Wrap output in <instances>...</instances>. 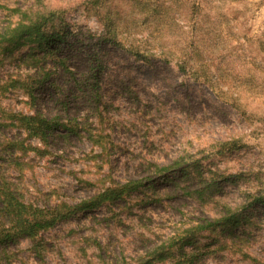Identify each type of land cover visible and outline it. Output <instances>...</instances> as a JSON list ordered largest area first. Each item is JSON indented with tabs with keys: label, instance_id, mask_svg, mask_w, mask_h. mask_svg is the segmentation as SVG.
Here are the masks:
<instances>
[{
	"label": "rangeland",
	"instance_id": "374dc122",
	"mask_svg": "<svg viewBox=\"0 0 264 264\" xmlns=\"http://www.w3.org/2000/svg\"><path fill=\"white\" fill-rule=\"evenodd\" d=\"M89 1L0 0V28L16 24L22 12L57 11V28L71 32L66 50L76 76L86 69L91 48L82 37L95 42L111 19L121 42L108 57L103 122L73 96L74 79L61 68L38 89L51 106V81L64 84L68 112L90 115L93 138L60 141L44 156L19 152L22 170L5 165V175L31 202L74 204L116 182L156 173L150 163L197 160L201 171L195 174L215 178L216 193L201 204L156 173L159 199L134 192L110 206L77 211L42 232V255L22 239L2 250L0 264H137L175 233L219 217L225 204L242 212L241 219L225 228L193 230L200 258L190 264H264V201H258L264 198V0ZM30 48L15 47L14 59L0 65V80L26 72L14 63ZM27 100L18 91L1 94L0 117L3 110L32 112ZM11 130L6 134L17 132ZM101 142L114 146L102 152ZM229 229H239L240 241Z\"/></svg>",
	"mask_w": 264,
	"mask_h": 264
},
{
	"label": "trees",
	"instance_id": "16d2710c",
	"mask_svg": "<svg viewBox=\"0 0 264 264\" xmlns=\"http://www.w3.org/2000/svg\"><path fill=\"white\" fill-rule=\"evenodd\" d=\"M101 1L91 0L89 2L97 6ZM22 13H24L23 17L16 24L9 23L0 28V65L4 63L5 59H14L13 50L19 44L32 46L16 58L14 63V69L24 67L26 72L15 74V71H12L6 74L4 80H0V95L18 91L28 97L27 101L33 108L30 113L3 110V118L0 117V251L7 250L22 239H30L32 251L37 255H42L44 249L42 232L67 221L77 211L103 205L110 206L134 192H144V196L149 201L159 199V194L155 192L157 189L154 188L158 179L156 173H159L160 177L163 176L160 178L163 182L173 183L177 189L184 191L187 197L199 200L201 204L216 193L218 183L215 178L211 180L195 174L194 171H201L200 166L196 165L197 160L192 164H183L182 160H175L164 165L148 163L150 167L155 168L156 173L149 170L150 174L144 178H134L123 183L116 182L74 204L61 202L41 205L27 200L19 183L5 175L2 169L5 165L12 164L22 170V162L18 161L21 158L18 155L19 152L26 155L32 150L36 155L44 156L52 153L51 149L60 141H67L71 137L89 140L91 137L93 138L90 132V115L84 114L83 117L81 112L76 115L68 112L71 102L69 96H66L64 84L57 82L56 79L51 81L54 87L51 94L48 95L49 102H54V105L52 102L51 106L43 104L38 89L52 77L53 71L57 67L61 68L68 79H74L73 96L77 100H81L85 111L94 114L98 123L99 121L103 122L107 106L103 89L104 75L109 67L108 57L113 48L121 47V42L112 27L111 19H109L107 27L105 24L103 32L98 34L95 42L94 38L81 36V39H85L91 44V48L86 52L88 53L86 69L76 76L69 64V50H66L69 47L67 42L71 32H68L64 26L57 28L59 24L55 18L58 12L55 10L37 12L34 16L29 12ZM137 52L140 53V50ZM123 89L130 92V88L126 89L123 86ZM14 128L17 129L14 135L6 134L8 130L12 131L11 129ZM24 133L27 135L26 138L22 136ZM32 139H37L39 144L31 143ZM96 141L99 143L101 139ZM229 143L226 142L223 145ZM99 146L102 148V152H108L114 143L101 142ZM151 190L154 193L148 195L147 191ZM157 192L159 191L157 190ZM254 198L256 200L258 197ZM258 201L263 202L264 198L261 197ZM241 215L242 212L234 211L230 205L225 204L224 211L219 217H204L203 222L195 223L175 233L168 240L155 246L154 250L146 254L145 257L140 258L137 264L196 263V260L198 261L200 258L199 247L193 244L192 240L193 236L197 234L196 231L214 230L238 224ZM190 229L192 232L187 233ZM193 230L196 231L193 232ZM237 230L229 229V233L234 235L232 239L240 241L241 233L239 229ZM188 245H191L189 250Z\"/></svg>",
	"mask_w": 264,
	"mask_h": 264
}]
</instances>
